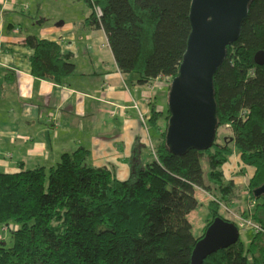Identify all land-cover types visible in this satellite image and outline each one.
Segmentation results:
<instances>
[{
	"label": "trees",
	"instance_id": "1",
	"mask_svg": "<svg viewBox=\"0 0 264 264\" xmlns=\"http://www.w3.org/2000/svg\"><path fill=\"white\" fill-rule=\"evenodd\" d=\"M85 3L92 9L87 23L105 32L122 73L136 75L140 84L169 80L166 110L154 105L147 121L156 134L155 157L133 168L127 180L89 166L85 148L63 154L49 169L0 173V229L10 236L8 244L0 240V264H191L196 243L222 217V206L231 208L239 196L223 171L234 152L254 169L248 193L255 204L241 217L263 231L248 247L239 239L203 264H264V197L253 195L264 182V66L254 59L264 50V0L252 1L240 38L227 47L214 75L218 130L230 127L233 135L219 140L217 131L211 148L183 156L166 146L168 94L187 50L192 0ZM25 45L34 51L35 78L62 84L75 73L72 57L58 43L29 35ZM199 190L212 198L207 224L196 237L189 216Z\"/></svg>",
	"mask_w": 264,
	"mask_h": 264
},
{
	"label": "crops",
	"instance_id": "2",
	"mask_svg": "<svg viewBox=\"0 0 264 264\" xmlns=\"http://www.w3.org/2000/svg\"><path fill=\"white\" fill-rule=\"evenodd\" d=\"M81 3L0 0V173L49 169L63 154L85 148L89 166L127 180L133 168L155 157L156 134L147 121L154 105L166 110L167 79L140 84L136 75L122 73L105 32L86 21L89 6L90 12L82 9L76 18L62 16L76 14ZM29 35L58 43L72 57L75 73L62 84L35 78L34 51L25 45ZM223 171L246 194L241 214L251 209L248 182L254 169L234 152ZM237 206L235 201L232 208Z\"/></svg>",
	"mask_w": 264,
	"mask_h": 264
},
{
	"label": "water",
	"instance_id": "3",
	"mask_svg": "<svg viewBox=\"0 0 264 264\" xmlns=\"http://www.w3.org/2000/svg\"><path fill=\"white\" fill-rule=\"evenodd\" d=\"M252 1L192 0L187 50L168 94L166 146L171 153L183 156L193 149L212 147L219 126L214 75L227 58V47L240 38ZM254 59L264 66V50ZM253 195L256 199L264 197V182ZM239 239L240 230L234 222L216 217L196 243L191 264H203L210 255Z\"/></svg>",
	"mask_w": 264,
	"mask_h": 264
},
{
	"label": "rangeland",
	"instance_id": "4",
	"mask_svg": "<svg viewBox=\"0 0 264 264\" xmlns=\"http://www.w3.org/2000/svg\"><path fill=\"white\" fill-rule=\"evenodd\" d=\"M77 2H82L81 4H77L78 7H75L76 9V14L70 13L69 11H65V13L62 15L64 17L67 18H76L78 15L81 16V14H77V13H81L82 9H85L86 11H89V7L87 6V4L85 3V0H76ZM83 7V8H82ZM66 10H70L68 8H66ZM219 133V140H221L224 136L229 137L233 135L232 129L230 127H221L218 130ZM206 168V163L205 166ZM131 177V176H130ZM129 177V178H130ZM241 190V191H240ZM239 191V196L236 199V201H238V206L236 208H227L225 206H222V209L220 210V215L224 218V219H228L231 222H242L239 219V216H241V206H243V204L241 203L243 200H245L244 195L245 192H242L243 189L241 188ZM197 199H198V207L196 208V210H194L190 216H189V220L193 226V234L194 236L198 237L202 234L204 227L207 224V220L209 218V197L202 191H198L197 192ZM10 229H17L16 225H10L9 226ZM7 228L4 227L2 229H0V240L1 241H6V243H9L10 240V236L8 234V231H6ZM254 230L247 226L246 224L241 227L240 229V239L243 241V243L245 244L246 247H248L249 242L252 238V236L254 235Z\"/></svg>",
	"mask_w": 264,
	"mask_h": 264
},
{
	"label": "built area",
	"instance_id": "5",
	"mask_svg": "<svg viewBox=\"0 0 264 264\" xmlns=\"http://www.w3.org/2000/svg\"><path fill=\"white\" fill-rule=\"evenodd\" d=\"M96 13H97L98 17H100V15H101V10H100V8H96ZM168 81H169V80H167V82H168ZM243 114H245V112H244ZM254 204H255V203L252 202V205H251V206L253 207ZM245 224H246L247 226L251 227L255 232L263 231V229H262L259 225L253 223V222L250 221V220H242V222L240 223V227H243Z\"/></svg>",
	"mask_w": 264,
	"mask_h": 264
}]
</instances>
